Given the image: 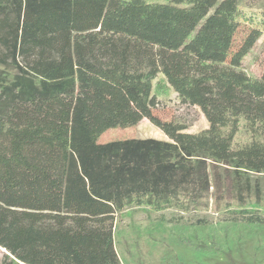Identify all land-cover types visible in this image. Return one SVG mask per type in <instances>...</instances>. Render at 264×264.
I'll use <instances>...</instances> for the list:
<instances>
[{
	"label": "trees",
	"instance_id": "16d2710c",
	"mask_svg": "<svg viewBox=\"0 0 264 264\" xmlns=\"http://www.w3.org/2000/svg\"><path fill=\"white\" fill-rule=\"evenodd\" d=\"M240 0H0V248L4 264H121L114 222L131 208H208V169L264 171V65L231 52ZM228 61V63H226ZM161 75L208 127L155 117ZM146 119L168 138L98 144ZM240 131L248 140L239 145ZM234 201L264 225L246 179ZM219 199V196L216 197Z\"/></svg>",
	"mask_w": 264,
	"mask_h": 264
},
{
	"label": "rangeland",
	"instance_id": "374dc122",
	"mask_svg": "<svg viewBox=\"0 0 264 264\" xmlns=\"http://www.w3.org/2000/svg\"><path fill=\"white\" fill-rule=\"evenodd\" d=\"M237 10L238 28L230 51H236L250 31L259 32V38L242 58L239 68L248 77L257 79L264 65V0H240ZM153 92L158 104L152 113L159 120L178 123L188 133L208 127L200 110L182 104L161 75L153 82ZM130 139L169 141L162 131L143 119L135 126L106 130L97 142ZM247 140L248 135L240 131L237 144ZM215 171L216 177L209 168L208 176L212 184L218 183L219 192L212 190L213 199L209 200L207 209L182 213L174 209L154 211L141 207L117 215L114 239L121 264H264V225L247 224L242 216L234 214L239 211L234 201L235 183L241 177L242 182L249 181L252 200L255 185L260 192L259 208L248 211L264 218V171L240 176L224 166L216 167ZM10 260L8 253L0 248V264Z\"/></svg>",
	"mask_w": 264,
	"mask_h": 264
},
{
	"label": "crops",
	"instance_id": "0c3cea01",
	"mask_svg": "<svg viewBox=\"0 0 264 264\" xmlns=\"http://www.w3.org/2000/svg\"><path fill=\"white\" fill-rule=\"evenodd\" d=\"M145 120V119H144Z\"/></svg>",
	"mask_w": 264,
	"mask_h": 264
}]
</instances>
